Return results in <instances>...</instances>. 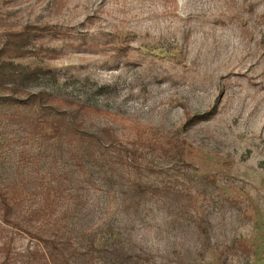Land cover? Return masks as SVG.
I'll list each match as a JSON object with an SVG mask.
<instances>
[{
	"label": "rangeland",
	"instance_id": "1",
	"mask_svg": "<svg viewBox=\"0 0 264 264\" xmlns=\"http://www.w3.org/2000/svg\"><path fill=\"white\" fill-rule=\"evenodd\" d=\"M42 22L66 33L45 37L64 51L47 62L32 91L72 95L150 130L179 129L189 116L216 108L208 120L188 126L196 168L181 175L155 158L164 171L156 177L175 175L179 187L213 195L205 201L210 241L251 247L248 253L235 248L227 264H264V0H0V33ZM18 134L0 116V179L15 171L13 177L48 167L56 172L60 165L51 161V147L38 162L21 161L23 149L34 156L39 146L23 143ZM212 152L234 161L232 169L216 172V185L193 174L213 171L207 157ZM78 185L80 208L72 217L77 229L100 234L119 225L122 242L150 250L151 264H213L207 250L199 253L187 220L158 210L134 219L102 184ZM232 187L244 190L243 207L251 203L247 214L223 199L236 194ZM12 236L18 247L28 243L22 233Z\"/></svg>",
	"mask_w": 264,
	"mask_h": 264
},
{
	"label": "trees",
	"instance_id": "2",
	"mask_svg": "<svg viewBox=\"0 0 264 264\" xmlns=\"http://www.w3.org/2000/svg\"><path fill=\"white\" fill-rule=\"evenodd\" d=\"M61 35L66 33L46 22L9 26L0 33V116L15 127L23 143L39 146L34 156L23 149L19 159L38 162L42 151L51 147L55 151L51 161L60 165L56 172L48 167L46 173L13 177L15 171L6 181L0 179V264H151L150 250L122 242L119 225H110L107 235L75 227L72 217L80 208L75 185L97 183L134 219L158 210L187 220L194 226L199 253L207 250L213 264H227L235 248L250 252L244 242L219 247L210 241L205 201L213 195L192 186L179 187L175 175L156 177L164 171L155 158L181 175L196 168L188 126L208 120L216 108L189 116L179 129L150 130L72 95L46 88L32 91L34 80L47 73V62L64 51L63 45L45 37ZM208 154L213 171L193 174L216 185L217 173L232 169L234 161L227 153ZM231 189L236 194L225 193L223 199L247 214L251 203L243 207L244 190ZM14 233L27 236L28 243L18 247Z\"/></svg>",
	"mask_w": 264,
	"mask_h": 264
}]
</instances>
